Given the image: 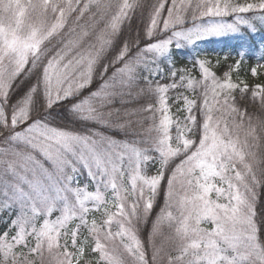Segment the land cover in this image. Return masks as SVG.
Listing matches in <instances>:
<instances>
[{
    "label": "snow or ice",
    "instance_id": "obj_1",
    "mask_svg": "<svg viewBox=\"0 0 264 264\" xmlns=\"http://www.w3.org/2000/svg\"><path fill=\"white\" fill-rule=\"evenodd\" d=\"M249 77L264 0H0V264H264Z\"/></svg>",
    "mask_w": 264,
    "mask_h": 264
},
{
    "label": "trees",
    "instance_id": "obj_2",
    "mask_svg": "<svg viewBox=\"0 0 264 264\" xmlns=\"http://www.w3.org/2000/svg\"><path fill=\"white\" fill-rule=\"evenodd\" d=\"M137 23H138V22H137ZM137 23L135 22V23L133 24V30H135V26H136ZM258 45H259V44H258V42H257L256 49L258 48ZM183 62H184V61H182V60H178V64L183 63ZM252 64H253V63H249V66H252ZM242 74H243V73H242ZM249 79H250V82L258 83V82H260V80L264 79V77L257 78V79H255V80H252L251 77H249ZM236 96H237V100H239V93H237ZM245 103H247V102H245ZM249 107H250V110H253L251 105H249Z\"/></svg>",
    "mask_w": 264,
    "mask_h": 264
},
{
    "label": "rangeland",
    "instance_id": "obj_3",
    "mask_svg": "<svg viewBox=\"0 0 264 264\" xmlns=\"http://www.w3.org/2000/svg\"><path fill=\"white\" fill-rule=\"evenodd\" d=\"M135 22H133V24H134ZM137 23V22H136ZM258 53H259V45H258V48L256 49V54L255 55H253L249 60H248V63H247V65H245V68H249L250 66H249V63H253V64H255L256 62H257V60H256V55H258ZM252 64V65H253ZM250 95V94H249ZM163 203V200L161 199V204ZM150 224H149V228H150ZM157 243H159V241H157ZM149 255H150V253H149Z\"/></svg>",
    "mask_w": 264,
    "mask_h": 264
}]
</instances>
